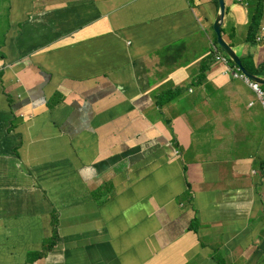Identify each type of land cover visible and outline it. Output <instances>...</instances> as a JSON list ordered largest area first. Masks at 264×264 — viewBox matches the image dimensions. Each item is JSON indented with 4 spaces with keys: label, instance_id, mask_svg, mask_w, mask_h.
<instances>
[{
    "label": "crops",
    "instance_id": "0c3cea01",
    "mask_svg": "<svg viewBox=\"0 0 264 264\" xmlns=\"http://www.w3.org/2000/svg\"><path fill=\"white\" fill-rule=\"evenodd\" d=\"M249 1L221 35L264 77ZM219 13L0 0V264H264V111Z\"/></svg>",
    "mask_w": 264,
    "mask_h": 264
},
{
    "label": "clouds",
    "instance_id": "9594fccd",
    "mask_svg": "<svg viewBox=\"0 0 264 264\" xmlns=\"http://www.w3.org/2000/svg\"><path fill=\"white\" fill-rule=\"evenodd\" d=\"M242 2L244 3V4H247V2H248V0H242ZM251 2L249 1V3H248V6H249V4H250ZM255 3V2H254ZM254 3H251V4H254ZM263 4H264V1H263ZM264 19V18H263ZM223 22V21H222ZM248 22H249V20H248ZM215 24V23H214ZM222 24V23H221ZM249 25H247V27H248ZM220 30H221V26H220ZM217 33V32H216ZM247 33H248V31H247ZM217 36H218V34H217ZM222 36V35H221ZM223 38V37H222ZM224 39V38H223ZM264 42V22H263V20H262V22H261V25H260V28H259V30H258V32H257V34H256V37H255V40L253 41V42H250V43H254V42ZM249 42V41H248ZM216 43H217V46H218V48L219 49H222L223 51H224V54H219L218 52H216V54H215V59L216 60H220V61H222V62H224V63H226V64H230V66H232L233 68H235L234 69V71H233V74H234V76L235 77H237V78H240V79H242V80H244V81H246L247 83H249L250 85H251V87L257 92V95H258V97H259V101H260V103H261V105H262V108H263V111H264V88H262L261 86L262 85H264V84H261V83H258V82H256V81H253V80H251V79H249L248 78V76L245 74V73H243V71L240 69V67H239V65H237L233 60H232V58H231V56L226 52V50L223 48V47H221L220 46V44H219V42H218V37H217V40H216ZM231 47V46H230ZM232 48V47H231ZM233 49V48H232ZM234 50V49H233ZM236 53V52H235ZM237 54V53H236ZM237 56H238V54H237ZM239 57V56H238ZM239 59L241 60V63H242V65L244 66V64H243V58H241V57H239ZM231 60L235 63V65H233L232 63H231ZM261 66H264V64H262ZM245 67V66H244ZM246 68V67H245ZM247 69V68H246ZM1 68H0V73H1ZM248 70V69H247ZM249 71V70H248ZM249 72H251V71H249ZM252 73V72H251ZM205 74V73H204ZM256 75V74H255ZM257 76H259L258 74H257ZM262 77V76H261ZM264 78V77H263ZM251 105H253V103H251ZM262 166V164H260L259 165V167H260V172H264V168H262L261 167ZM36 257V255H35V253H32L31 254V259H34Z\"/></svg>",
    "mask_w": 264,
    "mask_h": 264
},
{
    "label": "trees",
    "instance_id": "16d2710c",
    "mask_svg": "<svg viewBox=\"0 0 264 264\" xmlns=\"http://www.w3.org/2000/svg\"><path fill=\"white\" fill-rule=\"evenodd\" d=\"M248 17H249V22H248V33H247V40L249 42H253L255 40L256 34L260 28L261 22L264 18V4H263V0H256L254 4H249L248 6ZM231 63L233 65H235V63L231 60ZM243 64L244 66L249 70L253 72V69H251V67H249L247 65V63L245 62V60L243 59ZM263 70L264 66H260L258 70H256L255 72H258L259 70ZM205 72H201L198 77H197V84L201 83V81L203 80V76H204ZM262 73H264V71H262ZM262 88H264V85L261 86ZM58 96V95H57ZM54 105V103H52V106ZM171 131H173L171 129ZM174 139L176 140V138L174 137ZM55 223H56V217H55ZM49 250V249H48ZM38 257H41L42 255H37Z\"/></svg>",
    "mask_w": 264,
    "mask_h": 264
},
{
    "label": "water",
    "instance_id": "95a60500",
    "mask_svg": "<svg viewBox=\"0 0 264 264\" xmlns=\"http://www.w3.org/2000/svg\"><path fill=\"white\" fill-rule=\"evenodd\" d=\"M219 4H220V13L217 16V19L215 21L214 24V29L218 34V42L220 44L221 47H223L226 52L231 56L232 60L239 65L240 69L243 71V73H245L249 79L256 81L258 83L264 84V78L261 76H257L251 72H249L241 63V60L239 59V57L237 56V54L235 53V51L230 47V45L222 38L221 36V30H220V26L221 23L223 21V17H224V10H225V4H224V0H219Z\"/></svg>",
    "mask_w": 264,
    "mask_h": 264
},
{
    "label": "rangeland",
    "instance_id": "374dc122",
    "mask_svg": "<svg viewBox=\"0 0 264 264\" xmlns=\"http://www.w3.org/2000/svg\"><path fill=\"white\" fill-rule=\"evenodd\" d=\"M204 62H206L207 64H209L210 63V60L206 58L204 60ZM165 124L167 125L168 129H170V130L172 129L173 130V128H172V122L170 120H165Z\"/></svg>",
    "mask_w": 264,
    "mask_h": 264
}]
</instances>
